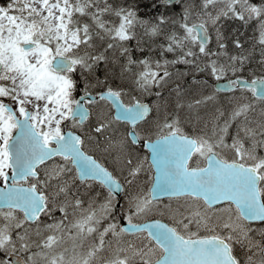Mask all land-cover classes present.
<instances>
[{"label":"snow or ice","instance_id":"1","mask_svg":"<svg viewBox=\"0 0 264 264\" xmlns=\"http://www.w3.org/2000/svg\"><path fill=\"white\" fill-rule=\"evenodd\" d=\"M253 62L264 0L0 3V264H264V74L240 75ZM200 74L235 77L226 106Z\"/></svg>","mask_w":264,"mask_h":264},{"label":"rangeland","instance_id":"2","mask_svg":"<svg viewBox=\"0 0 264 264\" xmlns=\"http://www.w3.org/2000/svg\"><path fill=\"white\" fill-rule=\"evenodd\" d=\"M257 2H258V0H257ZM229 23L230 24L228 25L227 24V20L221 22V27H222L223 31L230 30L229 26L233 25L234 23L235 24H240V22H238V21H231V20H229ZM211 35H212V39H213V46L212 47H215V33L213 32V33H211ZM252 35H253V28H252ZM209 46L211 47V44ZM257 57H258V53H257ZM168 58L169 59L172 58L171 54H169ZM188 70H189L188 67L185 66V65H177L175 69H170V71L173 72V77H172V81H170L169 84L167 85V87L163 90L162 94L165 97L169 96V93L175 87V83L176 82H180V73L187 72ZM254 71L256 73H260V74L264 73V69H262L257 63L253 62V63L249 64L245 68V71L242 74H240V75H242L244 78L249 79V78H252V75L254 74ZM198 78L201 79V80H204V79L208 80L209 87L207 89H202V90L205 91L206 93L207 92H215L218 105L226 106L228 104V97L233 95V93L231 91H227V92L220 91V90L216 91L217 89H215L214 86H215V82H218V81H216L213 78L207 76L206 74H200ZM230 78H235V77H231V74H229L228 76L222 78L220 81H224V80L230 79ZM183 80H184V82L186 84H190L191 80H192L191 74H189L188 76H185L183 78ZM239 94L240 93H236V95H239ZM135 95H137L141 100L149 98V100L151 101V104L153 103V101L156 100V97L153 96V95L140 96L139 93H135ZM248 95H251V94L248 93ZM124 99H125V102H129V98L125 97ZM170 99L174 102V100H175V94L174 93H172ZM191 99H192L191 94H188V95L182 97V100H183V102L185 104L190 102ZM106 107H107V105H106ZM200 111H201L202 115H204L205 112H206V110L203 107L200 109ZM185 128H186V130H191V128L188 127V126H185ZM262 154H264V153H262ZM148 186H150V185H148ZM101 192L102 191L100 189L95 188L94 194L99 193L104 198L107 195V193H104V192L101 193ZM92 196H95V195H92ZM96 199H97L98 203L102 202L98 197ZM121 200H122V202L120 204L122 205L124 203V200L123 199H121ZM161 202L162 203H172V202H175V201L174 200H172V201H170V200H166V201L162 200ZM134 221H140V220H134ZM129 238H132V237H129Z\"/></svg>","mask_w":264,"mask_h":264},{"label":"bare ground","instance_id":"3","mask_svg":"<svg viewBox=\"0 0 264 264\" xmlns=\"http://www.w3.org/2000/svg\"><path fill=\"white\" fill-rule=\"evenodd\" d=\"M227 24L229 25L230 23H229V20H227ZM229 28H230V30H225L224 32L225 33H231V32H233V30H235V29H238L239 30V32H242V33H244V36H252V27L250 26V27H248L247 29H245L244 27H242L240 24H233V25H231V26H229ZM213 46V43L211 44V47ZM249 78V77H248ZM247 79V78H246ZM250 79V78H249ZM224 81H228V79H226V80H224ZM224 81H218V82H224ZM215 84H216V82H215ZM215 87V89H220V91H224V92H227L226 90H224V89H222V87H216V85L214 86ZM143 102H145V103H149V104H151L149 101H147V100H142ZM125 103H127V102H125ZM95 185V188H97V189H101L97 184H94ZM123 193L120 195V197H118V199H120V203L122 202V197H123ZM98 198L103 202V196L102 195H99L98 196Z\"/></svg>","mask_w":264,"mask_h":264},{"label":"flooded vegetation","instance_id":"4","mask_svg":"<svg viewBox=\"0 0 264 264\" xmlns=\"http://www.w3.org/2000/svg\"><path fill=\"white\" fill-rule=\"evenodd\" d=\"M254 74H255L256 76L262 75V74H260V73H256L255 71H254ZM263 74H264V73H263ZM144 100H147V101H149V102L151 103V101L149 100V98L144 99ZM153 138H155V137H153ZM147 153H148V151H147V149H145V154H147ZM97 185L101 188L100 190H101L102 192L107 193V189H106V188H103V187L100 186L99 184H97ZM93 187H94V188L92 189L91 194H92V195H95V194H94V191H95V185H93ZM102 192H101V193H102ZM57 215H59V213H57Z\"/></svg>","mask_w":264,"mask_h":264},{"label":"water","instance_id":"5","mask_svg":"<svg viewBox=\"0 0 264 264\" xmlns=\"http://www.w3.org/2000/svg\"><path fill=\"white\" fill-rule=\"evenodd\" d=\"M227 83V81L224 82H216V87H222V89H224L225 84ZM163 197V196H162ZM124 226H126V222H123Z\"/></svg>","mask_w":264,"mask_h":264},{"label":"trees","instance_id":"6","mask_svg":"<svg viewBox=\"0 0 264 264\" xmlns=\"http://www.w3.org/2000/svg\"><path fill=\"white\" fill-rule=\"evenodd\" d=\"M4 2V0H0V3H3ZM191 131V130H190Z\"/></svg>","mask_w":264,"mask_h":264}]
</instances>
